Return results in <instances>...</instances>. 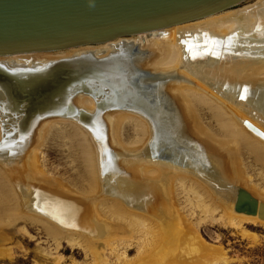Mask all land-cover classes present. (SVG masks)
Wrapping results in <instances>:
<instances>
[{"label": "bare ground", "instance_id": "obj_1", "mask_svg": "<svg viewBox=\"0 0 264 264\" xmlns=\"http://www.w3.org/2000/svg\"><path fill=\"white\" fill-rule=\"evenodd\" d=\"M236 6L103 44L0 56V149L28 130V115L64 118L82 138L93 181L87 197L60 184L44 195L28 175L45 177L36 152L0 150V224L39 216L52 237L82 240L96 259L99 246L117 247L120 230H137L148 252L134 261L118 255L119 264L226 263L198 223L218 211L231 227L264 225V187L246 179L240 157L249 145L264 162V0ZM193 92L218 111L229 139L200 123ZM127 118L144 133L125 157L117 145ZM178 189L203 214L198 223Z\"/></svg>", "mask_w": 264, "mask_h": 264}, {"label": "rangeland", "instance_id": "obj_2", "mask_svg": "<svg viewBox=\"0 0 264 264\" xmlns=\"http://www.w3.org/2000/svg\"><path fill=\"white\" fill-rule=\"evenodd\" d=\"M255 1L256 0H245L237 4L235 8L250 5ZM191 95L196 97L195 102L196 100L198 101L196 103L198 105L197 111H199L200 123L213 133H217L221 137L224 136L226 138V136H228V131L219 117L218 111L214 109L212 104L205 102V100H199L198 94H194L193 92ZM201 107L202 109H200ZM103 114H105V112ZM37 115L38 114H33L32 116L31 114V116L28 115L29 117L25 119L22 118L25 123H27L28 130L21 134V136H18L17 139L14 137L11 138V136L6 137L1 145L3 146L4 143H12V145L10 148H1L0 150L2 153L12 154L14 152L13 154L17 156L27 150H31L33 153L36 152L39 168L43 170L45 177H36L27 171L28 175L30 174V179L34 178V181L30 184L32 191H37L40 188L44 190L50 189L48 191L56 193L55 188L50 187L60 184L61 186H58L59 190L63 187L64 189L62 188L61 190L66 189L65 191L67 193H69V191H67L68 188L70 192L76 195L85 197L90 196L91 190L93 189V181L91 180L87 166L88 153L82 147L81 136L77 135V133L75 134L71 125L66 124L70 121H66L64 118L50 120ZM52 122L54 124H51ZM124 122L125 124H123ZM48 123L51 124V128ZM46 125L50 128L48 132H46L45 129V131L43 130V128L49 129ZM120 128L122 130H120ZM120 128L119 144L117 145L119 147L118 150L123 149L121 151L123 154H121L127 155L125 157H128V154L132 152L130 149L141 143L144 126L143 123L137 119L127 118L122 120ZM30 131L32 133L31 136L28 137ZM39 131L41 135L38 139ZM43 131L44 133L46 132V136L43 134ZM72 137L75 138L73 139ZM104 139V141L107 140V138ZM247 143L248 142H244V145ZM240 155L242 167L245 170L243 175L246 179L249 177L248 179H250L251 184H259L261 185L260 187L263 188L264 162L258 159V155L249 145L245 146L244 152ZM35 182L37 184H35ZM46 191L47 190L44 191V195ZM178 191L179 202L182 206H185V211L187 213L194 211L193 221L198 223L199 218L203 214L193 209L191 204L188 203L189 201H187L186 198L190 196H188L184 190L178 189ZM246 193V195L249 196L250 192L246 191ZM44 195L42 196V194H40V197H45ZM207 200L210 201V197H207ZM99 203L104 205V212L112 214L109 212L111 203L108 199L105 200V198H103V201ZM260 205L264 208L262 203ZM220 214L221 213L217 211L214 215V218H216L215 220L208 217L205 220L202 219L203 221H201V223H198L200 224L199 230L203 238L210 244L222 247L225 251L226 263L219 262L218 264H264V225H261L259 222H248L242 224L239 228H235L224 223V220L220 218ZM22 216L11 224H7L6 222L3 225L0 224V264H93L95 261L98 262H95L96 264H119L120 260L117 259L118 255L124 254L127 260L133 259L134 261L140 256H143L145 252H148V248L144 245L143 240L140 239V234L139 232L137 233V230L133 231L131 236H127L123 230H120V240L118 241L117 247L113 248V246L110 245L99 246L100 253L96 259L90 248H86L82 240L79 244L77 243L74 245L63 237H52L46 230V221L39 219V216L28 217L27 214ZM118 220L119 224H124L121 218L118 217ZM125 260L122 263H124Z\"/></svg>", "mask_w": 264, "mask_h": 264}, {"label": "water", "instance_id": "obj_3", "mask_svg": "<svg viewBox=\"0 0 264 264\" xmlns=\"http://www.w3.org/2000/svg\"><path fill=\"white\" fill-rule=\"evenodd\" d=\"M245 0H0V56L56 52L193 21Z\"/></svg>", "mask_w": 264, "mask_h": 264}]
</instances>
